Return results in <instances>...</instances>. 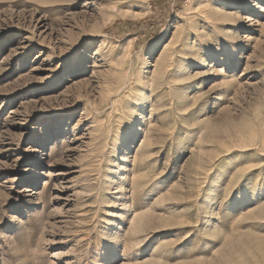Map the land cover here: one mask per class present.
Segmentation results:
<instances>
[{"label": "rangeland", "instance_id": "374dc122", "mask_svg": "<svg viewBox=\"0 0 264 264\" xmlns=\"http://www.w3.org/2000/svg\"><path fill=\"white\" fill-rule=\"evenodd\" d=\"M25 229L44 264H264V0H0V264Z\"/></svg>", "mask_w": 264, "mask_h": 264}, {"label": "clouds", "instance_id": "9594fccd", "mask_svg": "<svg viewBox=\"0 0 264 264\" xmlns=\"http://www.w3.org/2000/svg\"><path fill=\"white\" fill-rule=\"evenodd\" d=\"M29 229H25L23 241L21 243L8 244L7 264H44L46 248L43 243L31 242Z\"/></svg>", "mask_w": 264, "mask_h": 264}, {"label": "bare ground", "instance_id": "6f19581e", "mask_svg": "<svg viewBox=\"0 0 264 264\" xmlns=\"http://www.w3.org/2000/svg\"><path fill=\"white\" fill-rule=\"evenodd\" d=\"M215 1H216V0H215ZM217 1H219V2H220V1H225V0H217ZM205 5H206V4H205ZM202 10H203V9H202ZM202 14H203V13H202ZM206 16H207V14H206ZM208 18H209V17H208ZM214 21H215V20H214Z\"/></svg>", "mask_w": 264, "mask_h": 264}]
</instances>
